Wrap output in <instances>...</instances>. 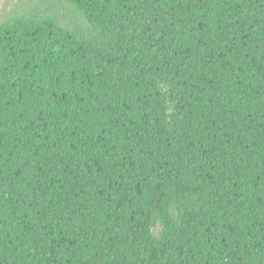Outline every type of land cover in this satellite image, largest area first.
<instances>
[{
    "label": "trees",
    "instance_id": "16d2710c",
    "mask_svg": "<svg viewBox=\"0 0 264 264\" xmlns=\"http://www.w3.org/2000/svg\"><path fill=\"white\" fill-rule=\"evenodd\" d=\"M0 264H264V0L1 21Z\"/></svg>",
    "mask_w": 264,
    "mask_h": 264
},
{
    "label": "rangeland",
    "instance_id": "374dc122",
    "mask_svg": "<svg viewBox=\"0 0 264 264\" xmlns=\"http://www.w3.org/2000/svg\"><path fill=\"white\" fill-rule=\"evenodd\" d=\"M36 0H0V22L13 13L33 4Z\"/></svg>",
    "mask_w": 264,
    "mask_h": 264
}]
</instances>
